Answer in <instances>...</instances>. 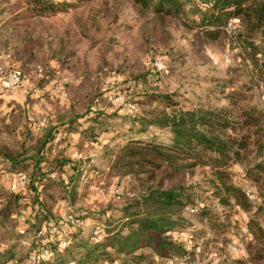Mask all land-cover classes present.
I'll list each match as a JSON object with an SVG mask.
<instances>
[{"label":"rangeland","instance_id":"obj_1","mask_svg":"<svg viewBox=\"0 0 264 264\" xmlns=\"http://www.w3.org/2000/svg\"><path fill=\"white\" fill-rule=\"evenodd\" d=\"M28 1L0 0V63L6 69H16L28 76L32 74L14 91L7 90L0 81V118L8 112L7 102L14 103L13 106L18 102L26 111L30 124L36 128L40 121L46 123L49 117L60 113V101H69L63 76L80 82L89 70L96 73L100 70L97 82L105 106L112 114L101 119L110 122V129L100 132V141L94 150L81 152L82 158H86L83 153H96L91 163L96 169L105 170L101 154L106 143L112 146L120 142L121 137L142 130L138 134L147 135V138H170L168 128L151 122L163 111L171 113L176 109L200 107H227L236 111L248 103L264 109V64L256 68L249 58L244 60L234 37L206 41L197 28H188L177 18L155 25L152 15L137 16L129 0H47L54 5L50 11L21 16L22 10H28ZM91 10H104L99 15V29L90 19ZM16 16L20 17L17 19ZM79 21L89 27L87 36L81 32ZM26 44L31 46L30 53H24ZM224 56L230 59L228 63ZM258 57L264 60V55ZM37 66L45 67L48 76L38 74ZM239 92L245 99H240ZM120 96L125 99L121 101ZM74 109L82 112L78 105ZM5 123L7 120L4 125L0 124V140L12 143L20 137L19 132ZM115 130L118 133L115 134ZM73 154L80 156L76 151ZM240 169L239 165L232 166L234 181L244 190L250 186L254 188L252 182L243 179ZM104 172V176L95 179L93 171L85 168L78 179L74 199L70 202L69 193L60 199L59 211L64 223L61 219L55 248L61 255L50 264H60V261L61 264H73L78 255L75 248L78 241L72 240L66 250L69 235H78L80 228L84 239L101 240L119 227L117 221L128 198L140 195L146 188V183L134 177L107 176V171ZM208 175L207 167L197 166L185 174L183 182L192 190L198 206L209 208L217 215L215 219L224 224L225 231L212 229L202 216L184 210L181 214L186 225L165 235L182 242L190 253L160 257L146 247L142 250L150 254L149 258L140 264H170L171 258L175 259L172 264H264V259H255L249 254L251 236L246 225L249 214L238 208L227 210L217 205L207 192ZM50 176L54 177V174L50 173ZM82 209L86 213L76 217L74 213L79 215ZM19 215L13 222L12 235L7 231L2 239L0 234V251L12 248L18 254L0 264H47L51 258L49 248L53 244L42 238L45 234L40 235L39 231L46 233L47 228L51 231L53 226L43 225L41 229H34L36 232L31 230L24 234L25 217L24 221H19ZM68 216H72L73 223L67 221ZM16 234L20 235L16 237ZM61 241H64L63 246ZM240 241L244 243L241 249L238 248ZM44 249L48 250L47 258L29 261L33 254L41 256ZM23 255L26 259L21 261ZM120 263V258L115 256L112 260L102 258L96 262Z\"/></svg>","mask_w":264,"mask_h":264},{"label":"trees","instance_id":"obj_2","mask_svg":"<svg viewBox=\"0 0 264 264\" xmlns=\"http://www.w3.org/2000/svg\"><path fill=\"white\" fill-rule=\"evenodd\" d=\"M28 2V10H22L21 16L42 14L54 7L47 0ZM129 2L137 16L152 15L155 25L177 18L188 28H197L206 41L234 37L237 46L242 49L244 60L249 58L256 68L264 64V60L258 57L264 55V0ZM103 12L91 10L90 19L97 29L100 27L99 15ZM19 17L16 16L17 19ZM232 17H238L240 25L232 34H228L225 28ZM78 25L83 35L87 36L89 27L86 23L79 21ZM30 47V44H26L24 53H30ZM29 59L32 60L31 57ZM42 69V73L48 76L46 68ZM98 72L89 70L77 84H72L71 78L63 83L69 101H60V113L49 117L39 130L32 129L26 111L18 102L0 118V124L7 120L5 125L12 126L20 136L12 143L0 140V165L26 175L25 184L18 189L16 181L9 190L0 187L1 238H5L7 231L12 235L14 219L21 213L27 225L24 234L41 229L43 225L54 226V232L47 228L42 237L53 244L49 248L51 260L46 261L47 264L52 263L61 255L55 248L59 239V224H62L60 199L68 193L70 202L74 199L78 179L86 168L93 171L92 177L95 179L102 174L104 176V171H107V176L134 177L146 183V188L140 195L128 198L129 202L122 208L117 221L119 227L101 240L94 241L92 237L84 239L80 235V228L78 235H69L66 250L72 240L78 241L75 243L78 255L73 264H96L99 259L112 260L114 256L120 258V264H140L149 258L150 254L142 250L146 247L160 257L172 254L186 256L190 250L182 242L165 235L186 225L181 214L186 208H196V214L206 219L209 227L225 231L224 224L215 219L217 215L209 208L198 206L192 190L183 182L185 174L201 166L207 167L209 173V197L227 210L238 208L249 214L246 222L251 236L249 254L252 258L264 259V109L248 103L236 111L227 107L176 109L171 113L163 111L151 122L168 128L170 138H147V135L138 134L142 130L121 137V141L112 146L106 143L101 154V159L105 160V170L96 169L88 164L90 157L74 158L72 152L81 154L82 151L94 149L100 141V132L110 129V122L101 119L112 114L103 101L97 82ZM26 77L28 80L32 74H26ZM39 83L42 85L43 80ZM240 93L237 94L240 99H245L244 94ZM76 105L80 106L82 112L75 111ZM114 133H118V130ZM56 134H59L57 140ZM235 165H239L243 171V179L252 182L257 197L255 201L249 200L244 188L234 181L231 169ZM83 213L86 212L82 209L79 215H74L77 217ZM17 254L12 248L3 249L0 251V261L5 262ZM20 259L24 261L26 256Z\"/></svg>","mask_w":264,"mask_h":264},{"label":"built area","instance_id":"obj_3","mask_svg":"<svg viewBox=\"0 0 264 264\" xmlns=\"http://www.w3.org/2000/svg\"><path fill=\"white\" fill-rule=\"evenodd\" d=\"M239 25H240L239 18L238 17H232V18H230L228 20L225 29L228 32V34H230L233 30H235L237 27H239ZM224 61L226 63H228L230 61V59L227 56H224ZM36 71H37L38 74H42L43 69H42V67L37 66ZM26 79H27V77H26L25 73H22L21 71L16 70V69H12V68L11 69H6L0 63V81L5 84V86L7 87V90L14 91V90L18 89L23 84V82ZM69 80H70L69 77H66V76L63 77V82L64 83H67ZM119 99L121 101H123L125 98L123 96H120ZM262 101L264 103V96L262 97ZM41 127H42L41 123H39L38 126H36V129L39 130ZM25 181H26V175L24 173L18 174L16 185L18 187H22L25 184ZM244 191H245V193H246V195H247L249 200L255 201L257 199L256 193H255L253 187H251V186L247 187V188H245ZM186 209L189 212H191V213L196 211V208H186ZM18 220L19 221H24V216L23 215H19L18 216ZM67 220L69 222H71V223L74 222V219L72 218V216H68ZM53 228L54 229H52L51 231H55V227L54 226H53ZM244 231L246 232V229H244ZM39 234L40 235H44L45 231L44 230H40ZM60 245L63 246L64 245V241H61ZM243 247H244V243L242 241H240L239 245H238V248L241 249ZM41 253H42L41 256H37V255L33 254L32 256H30L31 258H29V261L38 262V260L40 259L39 257L44 259L48 255V250L44 249V250H42ZM174 260H175L174 258L169 259V263L172 264Z\"/></svg>","mask_w":264,"mask_h":264},{"label":"crops","instance_id":"obj_4","mask_svg":"<svg viewBox=\"0 0 264 264\" xmlns=\"http://www.w3.org/2000/svg\"><path fill=\"white\" fill-rule=\"evenodd\" d=\"M64 77V76H63ZM25 81H27V79L25 80ZM24 81V82H25ZM23 82V83H24ZM61 91V90H60ZM62 94V93H61ZM64 95V94H63ZM62 102H64V100L62 101ZM14 104V103H13ZM13 104L11 103V102H7V104H6V106H8V111H10L11 110V108L13 107ZM6 113V112H5ZM29 124H30V122H29ZM33 125V123L31 124V126ZM36 127V126H35ZM32 129H34L35 130V128H34V126H32ZM62 135H63V133H62ZM57 136H59V134H56L55 135V140H57ZM94 150V149H93ZM85 156L84 157H90V159H91V161H90V163H88V164H90L91 166L93 165V164H91L92 162H93V157L96 155V153H91V151L90 152H88V153H83ZM72 155H73V152H72ZM80 156H81V154H80ZM89 165V166H90ZM18 174V172H16L15 170H8L5 166H3V165H0V187H3V188H5V189H10L11 188V185H12V183H15V181H16V175ZM13 177V178H12ZM16 218H17V215H16ZM16 219H14V221H15ZM19 223V222H18ZM21 225V224H20Z\"/></svg>","mask_w":264,"mask_h":264},{"label":"clouds","instance_id":"obj_5","mask_svg":"<svg viewBox=\"0 0 264 264\" xmlns=\"http://www.w3.org/2000/svg\"><path fill=\"white\" fill-rule=\"evenodd\" d=\"M161 67H162V65H161ZM73 83H79V81H73ZM5 111H7V109ZM40 123H41V126H44V124H45L44 121H41ZM84 127H86V125H84ZM57 139H59V137H57ZM76 155H78V154H73L74 158ZM45 258H47V257H45Z\"/></svg>","mask_w":264,"mask_h":264}]
</instances>
